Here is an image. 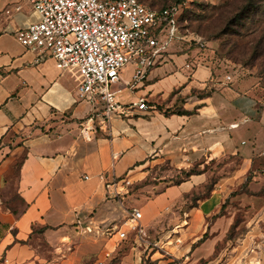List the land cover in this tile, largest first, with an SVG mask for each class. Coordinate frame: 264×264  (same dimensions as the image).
<instances>
[{
  "label": "crops",
  "instance_id": "obj_1",
  "mask_svg": "<svg viewBox=\"0 0 264 264\" xmlns=\"http://www.w3.org/2000/svg\"><path fill=\"white\" fill-rule=\"evenodd\" d=\"M36 18L29 0H0V264H264L259 80L175 43L141 80L124 68L112 84L124 113L102 122L72 72L14 37ZM133 209L158 245L180 226L181 246L123 242Z\"/></svg>",
  "mask_w": 264,
  "mask_h": 264
},
{
  "label": "built area",
  "instance_id": "obj_2",
  "mask_svg": "<svg viewBox=\"0 0 264 264\" xmlns=\"http://www.w3.org/2000/svg\"><path fill=\"white\" fill-rule=\"evenodd\" d=\"M29 1L37 18L17 28L14 37L39 60L51 57L59 70L72 72L79 97L92 104L102 122L124 113L112 90L124 68L132 64L135 78H145L165 59L180 33L176 5L157 8L141 0ZM140 107L148 106L142 101ZM89 130L82 126L85 135ZM128 214V229H119L120 239L134 231L148 248L152 242L141 223V211Z\"/></svg>",
  "mask_w": 264,
  "mask_h": 264
},
{
  "label": "rangeland",
  "instance_id": "obj_3",
  "mask_svg": "<svg viewBox=\"0 0 264 264\" xmlns=\"http://www.w3.org/2000/svg\"><path fill=\"white\" fill-rule=\"evenodd\" d=\"M143 3L161 8L179 6V37L175 43H187L190 49H197L205 57L210 58L217 66L238 74L239 77H256L264 88V0H141ZM264 96V95H263ZM165 165L162 166V169ZM161 169L154 170L145 179L135 183L133 192L143 185L157 182ZM180 176V175H179ZM175 176V177H179ZM153 192L147 191L151 196ZM136 197V196H135ZM173 232L166 241H160V235L147 227V238L152 242L148 247L152 251L160 249L174 250L181 246L176 238L178 231ZM164 226L160 232H164ZM179 229V228H178ZM233 229L229 235L233 237L242 232ZM135 232L128 234L123 242H133ZM217 250L225 244L220 239Z\"/></svg>",
  "mask_w": 264,
  "mask_h": 264
},
{
  "label": "trees",
  "instance_id": "obj_4",
  "mask_svg": "<svg viewBox=\"0 0 264 264\" xmlns=\"http://www.w3.org/2000/svg\"><path fill=\"white\" fill-rule=\"evenodd\" d=\"M177 1H178V3H181L182 0H177ZM164 7H168V6H164ZM164 7H161V8H164ZM176 112L177 113H184V114H186V113H188V114L193 113V112L186 111V110H177ZM193 173H197V170L196 169H191L189 171H185L184 172V174L186 176H189V175H191ZM177 181H180V180H177ZM233 228H234V226L232 227V229L230 230V232L233 230ZM206 236H207V233L204 234L203 238L200 241H203L204 239H206ZM117 262H118V257H114L113 260H112V262H111V264H116Z\"/></svg>",
  "mask_w": 264,
  "mask_h": 264
}]
</instances>
